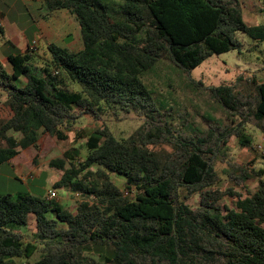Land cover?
<instances>
[{
  "label": "trees",
  "instance_id": "16d2710c",
  "mask_svg": "<svg viewBox=\"0 0 264 264\" xmlns=\"http://www.w3.org/2000/svg\"><path fill=\"white\" fill-rule=\"evenodd\" d=\"M44 6L74 15L82 48L50 43L42 66L33 64L31 45L8 54L10 71L0 61V164L28 147L38 150L42 134L67 139L77 107L96 113L117 106L144 122L122 140L96 128L82 160L75 146L49 160L62 171L54 186L82 197L74 211L47 197L0 194V264L16 258L29 264H264V170L257 171L252 194L224 190L236 198L227 207L213 188L212 163L231 135L250 144V119L264 135V81L255 74L238 77L245 81L239 87L189 80L209 92L231 124L188 125L175 135L172 108L158 106L142 79L163 56L189 72L211 55L242 53L237 33L264 44V25H248L239 0H44ZM164 142L172 143L170 151L153 149ZM114 173L124 179V191ZM180 189L185 197L197 193L199 204H187ZM29 215L34 240L25 241L17 225L26 226Z\"/></svg>",
  "mask_w": 264,
  "mask_h": 264
},
{
  "label": "rangeland",
  "instance_id": "374dc122",
  "mask_svg": "<svg viewBox=\"0 0 264 264\" xmlns=\"http://www.w3.org/2000/svg\"><path fill=\"white\" fill-rule=\"evenodd\" d=\"M240 2L244 9V20L248 24L264 23L259 17L261 12H264V4H259L257 0H240ZM42 10L45 13L46 6H43ZM0 12L5 14L4 25L7 30L16 28L32 38L37 29L39 11L27 6L24 0H0ZM50 19L51 16L43 21L45 29L52 23ZM51 28L59 32L57 28ZM237 35L243 45L242 53L231 50L219 55H211L189 72H185L163 56L153 69L142 75L143 81L158 106L172 108L171 128L175 135L187 132L188 125L205 129L213 122L231 124L230 119L227 118V112L212 99L209 92L194 87L189 80L201 81L204 86L237 85L239 87L244 85L245 81L238 83L237 80H240L238 77H241V80H250L255 74L257 80L264 81V44L253 41L243 33H237ZM3 37L4 30L0 25V61L10 71V65L5 56L8 53V46L1 43ZM36 46L37 41L34 42L32 48L35 49ZM33 55L35 57L33 64L40 66L50 58L49 53L43 49H37ZM59 78L64 79L62 74ZM20 80V83L24 82V79ZM64 83L69 89H77L74 84H69L67 81ZM0 100H3L2 91H0ZM75 112L79 117L72 127L65 129L67 139L57 140L47 134H42L39 137L38 150L32 148L23 151L19 160L25 158L26 160L19 168L24 166L27 168L26 170L23 169L19 173L5 163L0 164V194L29 193L36 197H46L48 189H51L56 192L53 201L74 211L82 197L67 187L54 186L62 171L49 167V160L61 156L65 150L72 146L79 148V160H82L87 152L86 137L94 129L106 127L116 139L122 140L144 122V119L137 113H127L117 106L116 108L103 106L102 109H96V113H85L84 109L77 107ZM254 124L255 120L252 118L248 121L245 129L246 133L251 136L249 145H241L238 139L231 135L225 144H220L217 154L213 157V167L218 176L213 188L220 192L219 203L222 206L231 207L236 200L233 195L223 193L224 190L231 189L235 194L247 196L255 192L257 188L256 173L259 169L264 170V135ZM15 136L19 138L20 135L15 134ZM150 147L152 148V146ZM153 149L170 151L172 143L164 142L153 146ZM36 154V162H34ZM31 165H36V168H32ZM38 172H40L39 176H36ZM6 175L11 176L4 177ZM17 177H20L21 180ZM111 177L115 184L124 191V179L115 173L111 174ZM179 194L191 207H196L199 204L200 197L197 193L185 197V191L180 189ZM34 224L33 215H29L26 226L17 225L25 241L34 240ZM37 256L35 255L32 259H36ZM29 262L32 260L25 261L24 258H16L15 264H29Z\"/></svg>",
  "mask_w": 264,
  "mask_h": 264
},
{
  "label": "crops",
  "instance_id": "0c3cea01",
  "mask_svg": "<svg viewBox=\"0 0 264 264\" xmlns=\"http://www.w3.org/2000/svg\"><path fill=\"white\" fill-rule=\"evenodd\" d=\"M257 1L259 4H261L260 0H257ZM24 2L27 6L31 7L33 10L37 12L39 11V14H38L39 17H37V29L35 33L33 34L32 38L28 37L24 33V31H21L16 28L7 30L4 25L5 14L3 12H0V25L3 27V30H4V37L1 43L3 45L8 46V53H6L5 55L6 59H7L8 54L13 51V48L17 49L20 52H23L29 47V45L32 44L33 41H37V46L34 49L35 51L37 49H40V50L43 49L47 51V46L50 43H55L62 47H66L71 51H79L82 48L80 28L73 14L68 12L66 9H59V10H53V11L47 10L45 13H43L42 7L44 6V0H24ZM241 7H242V3H241ZM242 14H243V19H244L243 7H242ZM50 16H51L50 21H52V23L49 24L48 27L46 26V29H47L46 30L44 28L43 21L47 20ZM259 17H261L262 19L261 22H264V12H261ZM257 24L259 23L253 22L248 25H257ZM261 24L264 25V23H261ZM51 27L57 28L59 32L55 31V29H52ZM49 29H51L52 31H50ZM0 143L4 144L3 142H0ZM32 148L33 147H28L22 150L21 152H19L17 155L11 158L5 164L9 165L14 171L17 170L19 173L22 172L23 169L26 170L27 168L24 166L19 168V166H21L25 162L26 158L19 160V157L23 153V151L31 150ZM31 167L36 168V165L35 166L31 165ZM39 173L40 172H38L36 176H39ZM10 176L11 175H6L4 177L9 178ZM17 178L20 179V177H17ZM28 219H29V216H28Z\"/></svg>",
  "mask_w": 264,
  "mask_h": 264
},
{
  "label": "built area",
  "instance_id": "2783aa9c",
  "mask_svg": "<svg viewBox=\"0 0 264 264\" xmlns=\"http://www.w3.org/2000/svg\"><path fill=\"white\" fill-rule=\"evenodd\" d=\"M34 42H35V41L32 42L31 47H33ZM55 196H56V192H55L54 190L49 189V190L47 191V196H46V197H47L48 199H53Z\"/></svg>",
  "mask_w": 264,
  "mask_h": 264
}]
</instances>
